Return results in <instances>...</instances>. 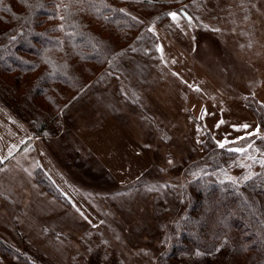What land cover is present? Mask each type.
<instances>
[{
  "label": "rangeland",
  "instance_id": "374dc122",
  "mask_svg": "<svg viewBox=\"0 0 264 264\" xmlns=\"http://www.w3.org/2000/svg\"><path fill=\"white\" fill-rule=\"evenodd\" d=\"M112 1L140 24L131 32L135 38H116L119 32L97 24L98 39L114 52L112 60L97 65L94 77L85 70L89 79L79 91H85L83 99L61 113L78 93L68 95L51 124V136L64 124V129L75 123L81 130L107 122L108 117L97 115L98 95L117 103L116 119L109 120H116L114 139L122 145L113 156V145L97 143L107 156L93 155L97 171L85 174L79 168L81 179L73 180L80 185L75 187L78 202L67 207L58 180L40 170L31 152L23 154L21 132L0 111V153L11 154L10 159L22 153L27 163L20 158L21 165L33 177L20 170L19 160L0 171V264H248V255L242 261L227 240L211 254H167L180 232L184 194L195 190L196 180L207 183L205 163L199 161L202 145L210 143L218 153L217 148L259 137L264 148V0ZM244 26L257 35L255 50L234 52L211 33L197 36L195 50L185 42L188 29L228 32ZM159 44L178 52L160 53ZM161 59L177 64L168 67ZM248 104L262 109L256 113ZM0 108L29 123V116L1 93ZM105 135L108 142L109 132ZM108 163L111 172L98 169ZM41 193L48 202L39 198Z\"/></svg>",
  "mask_w": 264,
  "mask_h": 264
},
{
  "label": "trees",
  "instance_id": "16d2710c",
  "mask_svg": "<svg viewBox=\"0 0 264 264\" xmlns=\"http://www.w3.org/2000/svg\"><path fill=\"white\" fill-rule=\"evenodd\" d=\"M97 24L119 32L116 38L129 34V42L140 26L112 0H0V93L29 116L24 123L32 135L51 136L68 95L86 84L85 70L91 78L97 65L111 62L114 52L98 39ZM248 107L256 113L262 109ZM259 142L257 137L217 148L218 153L210 143L202 145L199 161L205 163L207 183L198 179L192 182L195 190L184 194L180 232L167 255L211 254L227 240L242 261L248 255V264H264V148Z\"/></svg>",
  "mask_w": 264,
  "mask_h": 264
},
{
  "label": "crops",
  "instance_id": "0c3cea01",
  "mask_svg": "<svg viewBox=\"0 0 264 264\" xmlns=\"http://www.w3.org/2000/svg\"><path fill=\"white\" fill-rule=\"evenodd\" d=\"M236 2H243L244 0H235ZM229 3V2H228ZM244 3V2H243ZM231 5V4H230ZM181 15V14H180ZM179 15V16H180ZM183 19H187V17L180 16ZM193 19V17L191 18ZM246 16L244 19L245 20ZM194 22V21H192ZM246 25V24H245ZM188 33L186 34V45L188 49L191 48L195 50L197 48V36L200 37L203 34H209L211 36L217 37L218 41L222 43L225 46H229V49L236 52V51H247L248 49L255 50V43L258 41L256 38V34L253 33L251 30L247 29L246 26L242 28V30H234V31H228V32H221V31H215V30H209L208 28L205 29H188ZM210 31V32H209ZM242 31V33H240ZM249 31V32H248ZM199 43V42H198ZM253 46V48H251ZM247 47V48H246ZM177 47H169V44H159L158 45V51L161 53L163 52H170L169 54H172L171 52H178ZM162 64L167 65L168 67L175 66L177 63L172 64V60H162ZM170 62V64H168ZM85 91L79 92L70 103H68L62 110L61 113H65V111L74 104L77 103V101L81 98L83 99ZM107 99L105 97H98L97 95V115L101 116L102 118L108 117L110 120L116 119V111L118 108L117 103L114 102L112 99ZM105 101L107 103H105ZM113 101V102H112ZM113 104H112V103ZM117 109V110H116ZM0 111L5 114L6 116H10L14 121L15 125L18 128V131L21 132L20 139L18 140V147L20 149L24 150L23 154H27V151L31 152V154L34 156L36 164L39 166L40 170L46 174V176L52 180H58L59 187L56 185V187L59 189V193L65 198L64 202H62L65 205H68L67 207H70V205H75L78 202V199L76 198V191L75 187L80 186L79 183H74V181H78V179H81L77 173L79 172V168H81V172L85 174H89L90 170L97 171L96 165H91V159L97 155L107 156L103 150H101L102 147L108 146L110 147V144L113 145L114 148V154L116 155L117 151L115 149H119V147L122 145L121 143H118V139L115 140L114 137L117 133L116 127L113 126L112 122L115 121H103L100 120V122L97 124V126L89 125L81 127V130H78L75 126V123L69 127L65 125L63 126L62 130L59 132L56 136H34L29 131L28 126L19 120L17 117H15L13 114H11L6 109L0 108ZM104 112V113H103ZM106 112L109 114L107 115ZM103 115H106L103 117ZM105 120V119H104ZM89 121V120H88ZM107 132H109V141H107V138L105 135ZM94 136V137H92ZM118 136V135H117ZM12 138V137H11ZM9 138V140L11 139ZM96 138V139H95ZM101 147L100 149H97L98 144ZM105 143V144H104ZM109 143V144H107ZM7 143H4V146ZM104 145V146H103ZM9 154V153H8ZM2 155L0 153V159H2L3 163L1 165L0 171L4 165V167L11 168L12 166L17 165L20 166V170L28 175V178L30 179L32 177V171H30L29 167L22 166L21 161L23 154L13 157L10 159L11 154L9 155ZM118 154V153H117ZM95 155V156H93ZM112 157V156H108ZM21 158V161H20ZM111 159V158H110ZM25 163V160L22 161ZM105 162V161H103ZM27 163V162H26ZM25 163V164H26ZM107 163V162H105ZM71 166V167H70ZM3 167V168H4ZM92 167V169H91ZM13 168V167H12ZM101 168V171L105 172H111L112 167L111 164H103L98 169ZM104 168V169H103ZM3 170V169H2ZM33 178V177H32ZM39 194H35L34 196H38ZM33 196V197H34ZM39 198H43L48 202V198L46 195L41 193ZM33 200V199H32ZM50 201H53V199H50ZM49 201V202H50ZM67 203V204H66ZM74 209V207H73ZM77 211H80L78 209H74Z\"/></svg>",
  "mask_w": 264,
  "mask_h": 264
},
{
  "label": "snow or ice",
  "instance_id": "6c2138e0",
  "mask_svg": "<svg viewBox=\"0 0 264 264\" xmlns=\"http://www.w3.org/2000/svg\"><path fill=\"white\" fill-rule=\"evenodd\" d=\"M169 15L173 18V20L177 19V14L176 13H170ZM220 123H223V121H221ZM217 127H219V124L217 125ZM243 127L247 128L248 125H244ZM220 146L223 147V144H221Z\"/></svg>",
  "mask_w": 264,
  "mask_h": 264
}]
</instances>
